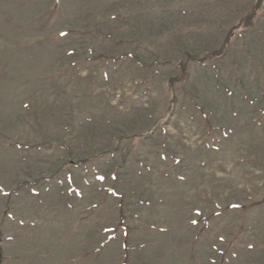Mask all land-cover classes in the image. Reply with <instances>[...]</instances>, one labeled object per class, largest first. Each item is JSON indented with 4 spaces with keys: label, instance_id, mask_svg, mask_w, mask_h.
<instances>
[{
    "label": "rangeland",
    "instance_id": "374dc122",
    "mask_svg": "<svg viewBox=\"0 0 264 264\" xmlns=\"http://www.w3.org/2000/svg\"><path fill=\"white\" fill-rule=\"evenodd\" d=\"M256 3L0 0V264H264Z\"/></svg>",
    "mask_w": 264,
    "mask_h": 264
},
{
    "label": "trees",
    "instance_id": "16d2710c",
    "mask_svg": "<svg viewBox=\"0 0 264 264\" xmlns=\"http://www.w3.org/2000/svg\"><path fill=\"white\" fill-rule=\"evenodd\" d=\"M262 3H263V0H257L256 5L252 9H250L249 12L244 17H242L239 20V22H238L239 24L237 23V25H235L229 29L228 35H227L225 42H224V45H226L230 41L231 37L237 33L239 25L245 26V25H249L250 23H252L256 14L260 11ZM222 51H223V49L220 48V49H217L214 51L199 53V54L193 55L192 58H193V60L198 61V62H205L206 60H208L210 58H214V57L218 56L220 54V52H222ZM183 66H184V63H183ZM183 70L185 71L184 67H183Z\"/></svg>",
    "mask_w": 264,
    "mask_h": 264
},
{
    "label": "snow or ice",
    "instance_id": "6c2138e0",
    "mask_svg": "<svg viewBox=\"0 0 264 264\" xmlns=\"http://www.w3.org/2000/svg\"><path fill=\"white\" fill-rule=\"evenodd\" d=\"M102 179V178H101Z\"/></svg>",
    "mask_w": 264,
    "mask_h": 264
}]
</instances>
